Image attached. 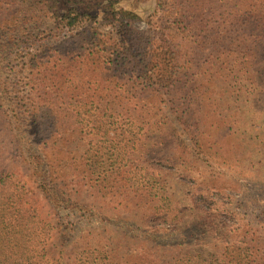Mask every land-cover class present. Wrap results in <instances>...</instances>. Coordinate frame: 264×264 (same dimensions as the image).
Wrapping results in <instances>:
<instances>
[{"label": "trees", "instance_id": "trees-1", "mask_svg": "<svg viewBox=\"0 0 264 264\" xmlns=\"http://www.w3.org/2000/svg\"><path fill=\"white\" fill-rule=\"evenodd\" d=\"M263 124L264 0H0V264H264V206L210 164L260 168Z\"/></svg>", "mask_w": 264, "mask_h": 264}, {"label": "rangeland", "instance_id": "rangeland-1", "mask_svg": "<svg viewBox=\"0 0 264 264\" xmlns=\"http://www.w3.org/2000/svg\"><path fill=\"white\" fill-rule=\"evenodd\" d=\"M135 27L138 30H146L147 25L144 22L136 23ZM243 93V91H242ZM229 95L231 97H236V94L232 93V89L228 91ZM241 101H244L243 99H240ZM247 101V100H246ZM237 102L236 99L229 98L227 100V106L235 105ZM240 106H245L246 103H239ZM247 106V105H246ZM264 125V124H263ZM261 126V125H260ZM104 129L107 128V126H103ZM139 128H141V125L135 123V126L133 127L135 132H138V136L143 134L144 132L139 131ZM118 137L116 139H112L109 136L103 135V132H100L97 130V128L93 127L92 125L86 127L85 131V146L87 147L86 150H90V155L92 157H95L96 154L102 155L109 153V150L112 152L114 151L118 146L121 151V146L125 144V141L120 142L122 138V132L120 131V125L117 128ZM255 131L260 133L259 136V143L255 147L261 148V150L256 151V156L254 160L260 161V159L264 156V126L262 128L256 127ZM111 133V132H110ZM254 134V131L252 132ZM112 136L115 135V133H111ZM128 137V140L132 139L131 136L125 134ZM256 136V135H255ZM144 140V138H142ZM131 140V141H132ZM200 166L207 167L206 163H203L202 161L197 162ZM210 164L213 165L212 168H214V171L217 173L218 177L222 180V182H225L227 184V193L231 195L234 199H236V204L239 207H243L250 211H257L259 214V206H264V163L261 165L260 168H252L249 164L242 162V161H236L233 157L227 159L223 157H216L213 159ZM104 167L107 168V165H104ZM208 168V167H207ZM208 171L211 169H207ZM140 179H135L133 181V184L138 187L140 184ZM252 181L257 182L260 184L261 190L260 195L257 196L255 193L250 191V185H252ZM224 184V183H223ZM32 187V186H30ZM184 188V187H183ZM31 200L30 202L32 204L36 203V205L39 207L41 214L43 217H46L49 214V208L47 206L46 201L44 198L38 193V197H34L32 193H30ZM78 199L80 201H84L88 204L94 203L98 207H103L107 213L109 214H115L120 215L121 217H128V212L125 211V207L119 203L126 204L125 201H123L122 197H118L117 200H113V198H107L103 199L101 196L98 198H94L90 196L88 193H79ZM191 219V218H190ZM194 226H197L199 228H202L203 231L205 230L203 228V221L192 219Z\"/></svg>", "mask_w": 264, "mask_h": 264}]
</instances>
